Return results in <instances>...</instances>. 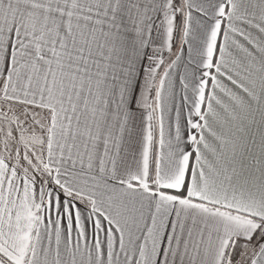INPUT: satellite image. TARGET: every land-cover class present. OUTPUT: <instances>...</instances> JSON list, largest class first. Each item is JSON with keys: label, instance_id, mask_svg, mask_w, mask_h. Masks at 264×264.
<instances>
[{"label": "snow or ice", "instance_id": "obj_1", "mask_svg": "<svg viewBox=\"0 0 264 264\" xmlns=\"http://www.w3.org/2000/svg\"><path fill=\"white\" fill-rule=\"evenodd\" d=\"M0 264H264V0H0Z\"/></svg>", "mask_w": 264, "mask_h": 264}]
</instances>
